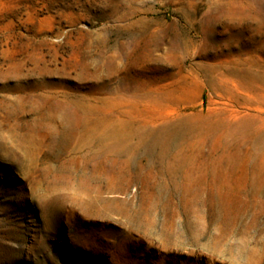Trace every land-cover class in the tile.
Returning a JSON list of instances; mask_svg holds the SVG:
<instances>
[{"label":"rangeland","instance_id":"rangeland-1","mask_svg":"<svg viewBox=\"0 0 264 264\" xmlns=\"http://www.w3.org/2000/svg\"><path fill=\"white\" fill-rule=\"evenodd\" d=\"M0 264H264V0H0Z\"/></svg>","mask_w":264,"mask_h":264},{"label":"bare ground","instance_id":"bare-ground-1","mask_svg":"<svg viewBox=\"0 0 264 264\" xmlns=\"http://www.w3.org/2000/svg\"><path fill=\"white\" fill-rule=\"evenodd\" d=\"M114 140H115V139H114ZM108 142H109V141H108ZM110 142H111V141H110ZM106 143H107V142H106ZM106 143H105V144H106Z\"/></svg>","mask_w":264,"mask_h":264}]
</instances>
